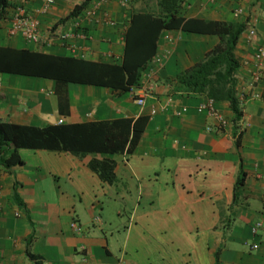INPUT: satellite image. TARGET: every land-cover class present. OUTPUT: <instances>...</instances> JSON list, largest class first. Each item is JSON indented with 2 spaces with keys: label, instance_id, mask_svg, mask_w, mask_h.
I'll return each instance as SVG.
<instances>
[{
  "label": "crops",
  "instance_id": "obj_1",
  "mask_svg": "<svg viewBox=\"0 0 264 264\" xmlns=\"http://www.w3.org/2000/svg\"><path fill=\"white\" fill-rule=\"evenodd\" d=\"M10 1L9 18L0 22V47L123 63L136 3L123 6L111 0L104 6L114 25L85 23L92 40L81 58L60 44L36 46L10 36L17 8L24 5L36 15L45 0ZM82 2L56 0L39 16L43 33ZM238 8L245 11L241 17L235 15ZM182 14L188 19L248 22V28L257 31L256 43L264 46V0H187ZM67 26L55 29L61 32ZM219 41L215 35L164 31L157 52L162 65L152 66L151 60L143 74L145 80L152 68L155 86L145 106L136 103L133 91L0 74L4 121L43 128L59 120L77 125L149 117L129 153L80 156L22 149L24 165L9 170L0 166V264H36L32 257L42 264H264V83L247 89L238 143L233 124L219 133L211 130V118L196 112L206 97L174 81ZM253 51L246 30L237 47L242 63L239 90L251 78L252 65L243 63L252 59ZM170 97L174 106H167ZM217 106L232 120L229 103ZM182 108L189 111L176 115ZM153 109L157 114L151 116ZM106 160L116 164L110 184L92 169L94 162ZM73 222L82 232L72 229ZM257 223L262 227L253 235Z\"/></svg>",
  "mask_w": 264,
  "mask_h": 264
},
{
  "label": "trees",
  "instance_id": "obj_2",
  "mask_svg": "<svg viewBox=\"0 0 264 264\" xmlns=\"http://www.w3.org/2000/svg\"><path fill=\"white\" fill-rule=\"evenodd\" d=\"M92 0H83L71 14L55 26L64 24L84 11ZM138 0H132L130 5ZM187 0H156L151 10H134L126 32V49L122 64H107L67 56H55L31 49L0 47V74L52 79L60 84H83L132 92L143 85L144 72L157 56L158 40L164 31L182 30L186 33L215 35L219 43L191 68L179 73L174 81L191 92L216 102L229 103L237 141L243 134L239 123L244 114L237 97L241 61L237 47L248 22H224L185 18ZM10 0H0V22L8 20ZM54 28V29H55ZM149 117L133 122L51 125L36 127L18 125L0 118V166L9 170L24 165L20 150L70 152L74 155L120 154L132 152L138 145ZM142 123V124H141ZM139 124H141L139 126ZM116 164L94 162L92 169L101 180L113 183ZM243 180L238 183L241 185ZM36 264H42L32 257Z\"/></svg>",
  "mask_w": 264,
  "mask_h": 264
},
{
  "label": "built area",
  "instance_id": "obj_3",
  "mask_svg": "<svg viewBox=\"0 0 264 264\" xmlns=\"http://www.w3.org/2000/svg\"><path fill=\"white\" fill-rule=\"evenodd\" d=\"M111 0H92L89 6L82 11L78 16L71 18L65 24H67V29L57 32L56 29L52 28L47 35L42 31L41 22L39 16L48 13L50 8L55 4L56 0H45L43 7L38 10L35 14H30L24 5L17 8L14 14L11 25L8 29L10 36H21L27 42L36 46H52L54 44H60L61 46L67 48L72 56L81 57L85 56L86 52V42L92 40V35L87 31L85 23H89L91 26H100L104 24L114 25V22L108 13L104 10ZM123 6H129L132 0H120ZM245 13L243 8H238L235 10V15L241 17ZM249 36V43L253 47L252 59L250 61H245L243 65H252V74L246 88L242 87L240 90L237 89V97L241 103V106L245 101H247L249 95L247 92L248 88H254L256 85L264 83V46L256 43L257 31L254 28L247 29ZM152 66H161L162 59L160 57H155L150 62ZM152 68L148 70L145 74V80L143 85L138 89H133V94L136 103L139 106H145L147 100L153 96L154 92V76ZM1 86V83H0ZM254 98H260V93H253L251 95ZM174 106L175 100L170 97L167 101V106ZM189 111L188 108H182L176 112V115L182 116ZM196 112L198 114L206 115L213 120L211 130L216 132H226L232 126V120L227 118L218 108L217 102L212 99H206L197 108ZM157 114V110L153 109L151 111V116ZM242 123V121L239 123ZM59 124H63V120H59ZM96 222H100V218H96ZM72 229L82 232V227L77 223L73 222L71 224ZM262 224L257 223L252 227L253 235H256L261 229ZM84 249V248H83ZM123 264V263H119Z\"/></svg>",
  "mask_w": 264,
  "mask_h": 264
},
{
  "label": "rangeland",
  "instance_id": "obj_4",
  "mask_svg": "<svg viewBox=\"0 0 264 264\" xmlns=\"http://www.w3.org/2000/svg\"><path fill=\"white\" fill-rule=\"evenodd\" d=\"M154 2H156V0H138L137 2H135L136 5V10H151L154 8ZM22 78V77H20ZM33 80V79H31Z\"/></svg>",
  "mask_w": 264,
  "mask_h": 264
}]
</instances>
